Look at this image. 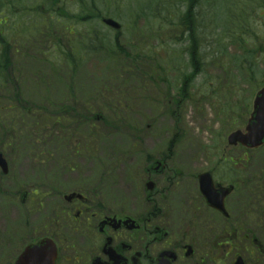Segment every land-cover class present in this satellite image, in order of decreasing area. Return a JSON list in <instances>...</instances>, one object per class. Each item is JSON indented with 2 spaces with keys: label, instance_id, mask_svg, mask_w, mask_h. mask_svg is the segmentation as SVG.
<instances>
[{
  "label": "rangeland",
  "instance_id": "1",
  "mask_svg": "<svg viewBox=\"0 0 264 264\" xmlns=\"http://www.w3.org/2000/svg\"><path fill=\"white\" fill-rule=\"evenodd\" d=\"M80 1L60 0L55 6L50 20L56 23L52 36L58 33L64 37L60 11L65 10L71 16L70 26L75 24L81 31H95L100 36L106 34L107 38L103 39H106L108 49L120 44L132 50L133 54L149 57L153 60L150 64L153 70L149 71L151 68L141 64L139 68H131L129 63L125 68H116L104 55L84 62L76 75L66 67L56 78L51 65L54 51L49 53L52 44L26 40L27 37L16 33L15 22L10 19L13 27L6 28L5 35H9L12 46L15 44L13 57L17 62L18 80L8 79L10 83L0 87V102L15 96L19 83H22L26 99L34 105V111L30 110L29 117L21 123L22 111L16 115L11 111H0V142L6 141L11 145L8 150L4 144L3 151L0 150L7 155L10 168L8 175H3L0 169V264H13L22 250L50 223L47 201L32 196L35 188L40 190L41 196L52 190L69 194L77 188H93L101 179L108 178L109 184L103 195L105 202L130 204V194L121 182L140 177V162L145 157L158 155L167 149L175 136L176 142H180L174 148L173 155L177 158L222 156L223 144L227 145L226 137L230 133L227 127L235 122L225 112L226 103L238 101V98L249 103L252 97L246 72L236 71L231 63L230 66L224 65L225 70L222 71L223 62L218 59L227 63L233 61L236 50L234 46L229 47L228 35L240 31L231 28L229 12L223 5L232 8L233 21L238 19L239 13H244L248 20L250 18V27L253 23L263 26L264 31V17L258 15L257 0H228L226 3L224 0H200L196 4L195 13L200 18H196L195 30L203 37V44L197 43L202 69L193 86L187 87L188 98L175 115L171 112L176 108L173 98L178 97L180 75L192 72L191 56L184 52L189 46V33L183 30L188 0H96L98 11L110 13L109 16L122 25L118 41H114L116 32L100 21L76 24L75 14L82 12ZM31 2L38 4L34 0H28L26 4ZM88 6L89 12L92 4ZM38 8L48 17L47 8L42 7V3ZM3 12L11 18L16 17L9 8ZM36 25L38 28L37 22ZM214 25L224 32L221 35L215 33ZM67 41L60 42L62 46L66 45V50ZM208 41L211 48L205 49ZM219 41L225 43L227 51L216 47ZM16 46L21 47L20 57L15 54ZM55 47L59 46L55 43ZM158 66L168 68L170 85L166 81L154 84L149 79V72L154 78L159 75ZM259 71L255 82L263 84L264 71L261 68ZM6 78V73L0 72V84ZM45 98H50V106L40 103ZM60 107L67 111L63 113ZM46 116L51 121L58 120L49 130V135L56 139L45 140L48 145L38 141V137L44 134ZM94 116L98 118L94 119ZM87 117L91 120L86 121ZM15 119L16 133L8 137L6 132L11 131L10 126ZM240 127L235 126L234 129ZM31 129L39 135L30 133ZM41 151L49 154L46 161L39 162L36 157ZM235 153L240 154L241 151L236 150ZM24 193L28 197L23 198ZM55 195L48 198L56 202ZM41 201L44 207H39Z\"/></svg>",
  "mask_w": 264,
  "mask_h": 264
},
{
  "label": "flooded vegetation",
  "instance_id": "2",
  "mask_svg": "<svg viewBox=\"0 0 264 264\" xmlns=\"http://www.w3.org/2000/svg\"><path fill=\"white\" fill-rule=\"evenodd\" d=\"M262 152L227 159L223 145L222 156L191 159L184 170L175 166L184 161L173 157L145 158L143 174L121 182L130 194L127 205L105 202L108 180L69 194L57 191L56 202L48 198L53 195L43 197L51 218L34 243L53 240L57 264H159L167 252L164 264H264ZM226 162L241 168L227 170ZM203 174L223 191V201L218 197L214 206L200 191ZM74 193L79 197L66 201ZM34 198L39 200L38 193Z\"/></svg>",
  "mask_w": 264,
  "mask_h": 264
},
{
  "label": "trees",
  "instance_id": "3",
  "mask_svg": "<svg viewBox=\"0 0 264 264\" xmlns=\"http://www.w3.org/2000/svg\"><path fill=\"white\" fill-rule=\"evenodd\" d=\"M15 1V0H12ZM26 1L27 0H19V5H23L26 7ZM192 3H194L195 0H191ZM44 3H50L53 6H56L60 0H43ZM92 4V8L90 9V11H87V8L89 7L88 4ZM195 4V3H194ZM194 4H192V9L187 13V15L185 17H183V22L185 23V25L183 26H188L189 27V23L194 22L195 21V12L193 11V7ZM80 8L82 10L81 14H75V19H76V24H83V23H87L90 22L95 19V18H99L100 16V12H98L97 10V5L94 2H89V1H85V0H81L80 1ZM93 9H95V12L92 11ZM61 14L65 17H71L70 13H67L65 10H62ZM23 25L21 27V30H26V25L25 23L22 21ZM38 31L36 32V35H32L30 34L28 31H24L23 33H20L19 31V35L22 36L23 38L27 37L26 40L32 41L34 43H36V39L34 38V36L39 37L40 39H49V35H43L47 34V32H43V28H47L46 27V21L44 16L41 14L38 20ZM195 29L192 28L191 29V34H189L188 39L191 41L192 47L188 48L187 52L189 53V55L191 56V67L192 69L195 71V68H198L199 63H201V60L198 58L199 54V50H198V46L197 43L199 41H197L199 39V36H195L193 35V30ZM66 31H69V42H68V50L65 51L64 49H62L60 47V42L64 41V39H66V37L63 36H59V37H54V39L50 42L56 43V45H58L59 47H56L55 49V61L54 64L51 65L54 68V72L56 75V78H58V75H61V72L63 69H66V67H68L70 69V71H72L73 75L77 74L78 72V68L80 66L83 65V63L86 60L92 59V58H99L101 54H105L107 55V60L108 62L112 63V62H118V57L121 55H125V56H129L127 53L124 52V50L122 48H124L123 46H120L115 44L116 46L112 47L111 49H108L105 42L106 39L104 40L103 38H107V36L105 34H102L101 36L99 34H97L96 32H92V31H87V32H79L76 31V29H74V25L69 27H66ZM49 33V32H48ZM47 43H49V41H45ZM37 43H40L39 41ZM0 44H3V48L2 51L0 53V72H6L8 73V70L11 69L12 67V60L11 58L13 57V49H14V45L12 46L11 43H9V36L8 37H4L2 36V34H0ZM60 44V45H59ZM16 51L15 54L19 55V57L21 56L20 52L21 48L18 49L17 46L15 47ZM50 51V50H49ZM54 54V52H53ZM199 60H198V59ZM236 61H238V59H236ZM190 74V73H189ZM72 75V77H74ZM191 77L195 76V72L191 75H189ZM189 76H187L184 80V87L182 89V94L180 95L181 97V102L185 101L187 99V91H186V85L189 81ZM11 79H13L10 76ZM14 82V81H13ZM10 83V82H8ZM5 84L7 83H1L0 87L5 86ZM45 91H49V90H45ZM22 90L20 89V86L18 85V89L16 92L15 96H12L10 99H6L4 102L1 101L0 102V111H11L14 112V115H16L19 111H22L23 114L20 117L19 122L21 123L22 121H24L25 119H27L30 115V108L28 105V102H23L22 98H20L19 96L22 95ZM50 92V91H49ZM179 100H176V104H179ZM43 105L46 106V103L43 102ZM53 121V120H52ZM50 120V118H46L45 122H44V134L42 133V136L38 137V141L41 143H48L47 141L45 142V140H47L48 138L53 137L54 139H56L54 136L49 135V133H51L49 130H52L51 127L55 126L58 122V120L53 121L52 122ZM16 119L12 121L11 123V131L6 132V136L10 137L12 135H14L16 132ZM30 133H36L37 135H39V133L35 130V129H31ZM61 136L58 135V140L61 141ZM57 144L60 143L59 141L56 142ZM6 144L8 150L10 149L11 145H8V142L6 141H1L0 142V150L3 151L2 149V145ZM48 145V144H47ZM46 145V146H47ZM60 145V144H58ZM62 146V145H60ZM38 157L40 160L39 162H43L46 161L47 157H49V154L46 153L45 151H41L39 152V155L36 156Z\"/></svg>",
  "mask_w": 264,
  "mask_h": 264
},
{
  "label": "water",
  "instance_id": "4",
  "mask_svg": "<svg viewBox=\"0 0 264 264\" xmlns=\"http://www.w3.org/2000/svg\"><path fill=\"white\" fill-rule=\"evenodd\" d=\"M105 23L113 28L119 29L120 26L113 20H105ZM261 97L257 100V113L253 115V119L248 125V134L244 135L241 132L231 134V143L241 142L248 147L254 148L264 142V90L260 93ZM259 108L262 113L259 114ZM0 167L4 174H8L9 168L6 159L0 155ZM206 176V175H205ZM204 178V176H203ZM201 190L207 199L217 195L211 183L202 180ZM56 247L51 240L43 241L40 245L28 247L19 257L16 264H55Z\"/></svg>",
  "mask_w": 264,
  "mask_h": 264
},
{
  "label": "bare ground",
  "instance_id": "5",
  "mask_svg": "<svg viewBox=\"0 0 264 264\" xmlns=\"http://www.w3.org/2000/svg\"><path fill=\"white\" fill-rule=\"evenodd\" d=\"M195 2H196V4H199V0H195ZM195 15H197V14L195 13ZM194 27H195V21L192 22V23L190 22V23H189V31H191V29L194 28ZM190 33H191V32H190ZM193 35L196 36V30H195V29L193 30ZM198 58H199V56H198ZM198 58H197V59H198ZM198 64H199L198 68H195V74H196V75H198L199 72H201V69H202L201 63L198 62Z\"/></svg>",
  "mask_w": 264,
  "mask_h": 264
}]
</instances>
